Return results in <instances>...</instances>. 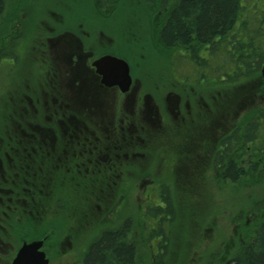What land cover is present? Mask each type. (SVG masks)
Here are the masks:
<instances>
[{
    "label": "flooded vegetation",
    "instance_id": "af4514ba",
    "mask_svg": "<svg viewBox=\"0 0 264 264\" xmlns=\"http://www.w3.org/2000/svg\"><path fill=\"white\" fill-rule=\"evenodd\" d=\"M26 16L17 14L0 43V264L34 241L48 264H84L91 246L114 232L141 264L142 243L163 239L154 231L167 229L168 213L189 207L190 191L204 209L205 177L226 171L191 154L197 148L188 142L198 140H182L202 128L193 123L206 110V73L172 61L168 75L161 63L140 76L141 50L109 34L105 16L99 26L65 28L50 14L60 27L36 17L33 30ZM104 57L127 64L128 85L116 63L97 65ZM259 136L251 133L244 150L231 140L232 159H264ZM214 138L208 159L220 160L226 139Z\"/></svg>",
    "mask_w": 264,
    "mask_h": 264
},
{
    "label": "trees",
    "instance_id": "16d2710c",
    "mask_svg": "<svg viewBox=\"0 0 264 264\" xmlns=\"http://www.w3.org/2000/svg\"><path fill=\"white\" fill-rule=\"evenodd\" d=\"M31 1L24 0V3ZM118 2L98 0L94 9L105 11L107 5H112V11ZM144 2L148 16L151 15L147 25L149 36L144 41L149 39L158 53L180 49L189 64L176 62L179 66H190L196 75L206 73L207 105L199 120L202 128L198 135L193 132L189 137H182V140H198L196 145L188 143L196 146L191 154L199 155V162L220 163L226 168L224 173L213 169L204 179L201 203L205 204L202 210L206 219L203 230L214 225L216 214L236 210L238 195L248 197L247 203L238 210L236 220L233 218L234 232L230 238H222L219 231L217 238L214 236L213 248L205 253V264H264V190L259 187L264 185V159L258 154L250 162L244 151L242 156L232 159L229 153L231 140H237L238 149L244 150L251 133L258 134L257 138L264 134V80L260 75L264 63V0H142ZM22 7L21 0H0V43L7 36L6 30L14 27L10 24L23 12ZM161 16L162 21L157 23ZM172 64V60H162L167 75ZM218 134L226 139V152L220 160L208 159L214 154L217 144L213 141ZM204 139L213 140L208 143ZM192 194L190 191L187 195L191 200ZM222 198H225L223 204L220 203ZM172 212L175 210L168 213L171 221ZM154 233L163 236L161 227ZM118 235L119 232L103 234L91 246L84 264H133L132 248L121 244ZM202 235L200 233V238ZM147 249L152 263L158 264L157 260L163 257L160 251L165 246L161 242L159 254L154 257L150 255V247ZM177 251L175 259L180 258Z\"/></svg>",
    "mask_w": 264,
    "mask_h": 264
},
{
    "label": "rangeland",
    "instance_id": "374dc122",
    "mask_svg": "<svg viewBox=\"0 0 264 264\" xmlns=\"http://www.w3.org/2000/svg\"><path fill=\"white\" fill-rule=\"evenodd\" d=\"M96 0H32L31 3H24L21 0L23 6V13L28 12V28L33 30L37 18L44 19L47 23L51 24L55 28L60 27L55 22L50 14L64 18L63 27L74 28L77 21H82L87 27L96 26L100 23V18L108 17V21L102 25L107 32L117 37L121 34L122 45L129 49L135 48V45L141 50V66L139 75L142 77L150 76L151 72L160 66L162 60L170 62V60L184 64H189L188 60L183 59V51L180 49L170 50L166 53H158L153 44L149 42V39L144 41L149 36L147 25L151 20V15L148 16L149 10H147V4L142 0H119L111 11L112 5H107L105 11L100 14H96L93 7ZM26 4V6H24ZM30 17L32 20H29ZM148 17V19H147ZM35 18V19H34ZM99 19V20H98ZM156 20L157 23L162 21ZM109 23L108 25H106ZM156 23V22H155ZM99 26V25H98ZM249 26H252L251 24ZM137 43V44H134ZM125 54V53H123ZM203 55V53H201ZM127 55V54H125ZM129 55V54H128ZM158 55L160 57H158ZM179 55V56H178ZM180 57V59H178ZM9 65V62H6ZM7 81V80H6ZM211 80L208 84H211ZM205 88L204 84H201ZM200 123L198 120L193 125L198 126ZM190 124L189 129H194V126ZM212 131V130H211ZM260 188L264 190V185H260ZM258 197V196H256ZM255 197V198H256ZM248 197L246 195H238L237 197V209L234 211H221L216 214L214 218V225L206 227L203 230L205 224V212L199 210V202L197 199L188 200L191 205L184 209H178L172 212L174 219L168 224L167 229L162 231L163 238L158 243L150 242L142 243L141 252V264H156V261L152 263L151 257L148 255L147 247L152 246V249L157 250V256L159 254L158 245L162 242L165 246L160 254L163 257L157 260L158 264H205L207 261L205 253L211 250L213 247V238H217L216 233L220 232L222 238H230V235L234 232V219L238 210L247 203ZM225 201V198L221 199V204ZM228 208V207H227ZM234 218V219H233ZM244 218V217H243ZM207 220L212 221L211 217H207ZM56 225L59 223V219H55ZM200 233L203 235L200 238ZM180 249V251L176 250ZM180 254V258L175 259V252ZM209 262V260H208Z\"/></svg>",
    "mask_w": 264,
    "mask_h": 264
},
{
    "label": "water",
    "instance_id": "95a60500",
    "mask_svg": "<svg viewBox=\"0 0 264 264\" xmlns=\"http://www.w3.org/2000/svg\"><path fill=\"white\" fill-rule=\"evenodd\" d=\"M101 63H105L109 66L113 65V63L119 65L120 74H118L117 78L122 80L126 85L130 83L128 66L124 61L118 60L114 57H104L97 61V65H100ZM103 75L110 79L116 76L114 73L106 72H104ZM261 76L264 79V64L261 67ZM41 246V241L23 244L13 259L12 264H48V260L45 258L44 253L39 250Z\"/></svg>",
    "mask_w": 264,
    "mask_h": 264
}]
</instances>
